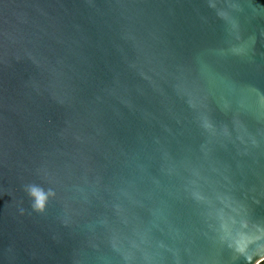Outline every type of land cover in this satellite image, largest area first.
<instances>
[{"label":"water","instance_id":"water-1","mask_svg":"<svg viewBox=\"0 0 264 264\" xmlns=\"http://www.w3.org/2000/svg\"><path fill=\"white\" fill-rule=\"evenodd\" d=\"M262 263L264 0H0V264Z\"/></svg>","mask_w":264,"mask_h":264},{"label":"clouds","instance_id":"clouds-1","mask_svg":"<svg viewBox=\"0 0 264 264\" xmlns=\"http://www.w3.org/2000/svg\"><path fill=\"white\" fill-rule=\"evenodd\" d=\"M31 194L38 196L37 207L40 208V209H42L43 208V202H44V199H45L43 192L40 191V190H38V189H36V188H33L31 190Z\"/></svg>","mask_w":264,"mask_h":264},{"label":"trees","instance_id":"trees-1","mask_svg":"<svg viewBox=\"0 0 264 264\" xmlns=\"http://www.w3.org/2000/svg\"><path fill=\"white\" fill-rule=\"evenodd\" d=\"M262 264H264V263H262Z\"/></svg>","mask_w":264,"mask_h":264},{"label":"snow or ice","instance_id":"snow-or-ice-1","mask_svg":"<svg viewBox=\"0 0 264 264\" xmlns=\"http://www.w3.org/2000/svg\"><path fill=\"white\" fill-rule=\"evenodd\" d=\"M42 199V198H41Z\"/></svg>","mask_w":264,"mask_h":264}]
</instances>
